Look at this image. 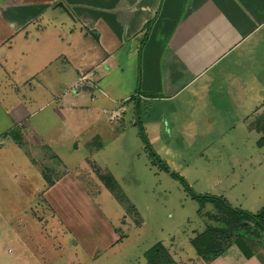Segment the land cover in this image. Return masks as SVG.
Wrapping results in <instances>:
<instances>
[{"label":"rangeland","instance_id":"obj_1","mask_svg":"<svg viewBox=\"0 0 264 264\" xmlns=\"http://www.w3.org/2000/svg\"><path fill=\"white\" fill-rule=\"evenodd\" d=\"M133 65L128 62L115 80H101L100 88L116 81L133 93L138 87ZM92 102L94 107L117 105L98 92L87 98V107ZM263 102L250 99L235 114L203 115V130L189 123L196 114H155L163 108L156 103H141L131 113L127 108L116 125L94 111L79 115L73 137L66 110L55 118L43 112L40 120L51 129L40 136L45 143L2 154L0 264H149L147 255L155 263L169 257L172 264H196V257L207 262L213 245L219 256L239 251L237 240L256 251L264 233L254 223L193 195L223 199L264 222V147H257L261 123L251 129L262 116L252 114L255 103ZM15 166L29 183L6 192L2 180ZM93 166L115 180L116 190L104 187ZM68 176L73 181L62 182ZM47 181L61 182L50 195L51 205L43 200ZM205 232L212 233L207 239L213 245L201 248L200 255L193 243L205 242Z\"/></svg>","mask_w":264,"mask_h":264},{"label":"crops","instance_id":"obj_2","mask_svg":"<svg viewBox=\"0 0 264 264\" xmlns=\"http://www.w3.org/2000/svg\"><path fill=\"white\" fill-rule=\"evenodd\" d=\"M128 62L138 82L133 93L116 81L100 88ZM95 92L117 105L87 107ZM250 99L264 100V0H0V163L5 150L45 143L40 136L51 129L43 112L55 118L66 110L71 137L80 114L96 111L116 125L141 103L161 104L155 114L172 118L177 110L196 114L189 123L203 130V115L235 114ZM255 105L252 114L262 116L253 131L264 121V102ZM26 175L15 166L2 189L20 190ZM60 183L40 191L47 204ZM196 258L264 264V241L248 259L236 250Z\"/></svg>","mask_w":264,"mask_h":264},{"label":"trees","instance_id":"obj_3","mask_svg":"<svg viewBox=\"0 0 264 264\" xmlns=\"http://www.w3.org/2000/svg\"><path fill=\"white\" fill-rule=\"evenodd\" d=\"M151 26V25H150ZM147 28L146 34H145V38L148 35V31H149V27ZM144 44H142L143 46ZM140 55H141V51H139V56H138V67L140 70ZM140 74V72H139ZM264 122V121H263ZM257 147L261 148L264 147V123L261 124V137L259 138V140L257 141ZM94 169V173L97 177V179L104 185V187L109 190V191H114L116 190V183L115 180H113L109 175L107 174H103L101 172V169L98 167L93 166ZM48 179V178H47ZM53 185V182L47 181V186L50 187ZM193 198H197V199H201L203 201H211V203H215L216 205H219L222 209V211L224 210L225 214H229L239 220H245L248 222H252L254 223V225L261 231L264 233V222H261L260 220V215H255V214H250L241 210H237L234 209L233 207H231L225 200L217 198V197H211L208 195L205 196H201V195H193ZM212 233L209 232H205L204 236L206 241L205 242H200L199 244L195 241L193 243V247L194 249L197 251L198 254H202L204 249H207V246L209 245V247L211 245H213L212 242L209 243L210 240L207 239L208 235H211ZM236 247L239 249V251L241 252V254L245 257V258H250L251 256H253L254 254V248L251 245H248L247 243H243L242 240H237L235 242ZM201 250V248H203ZM212 247V246H211ZM219 249L218 245H213V250H212V254L211 257L209 259H206L207 262L211 261L214 257L219 256L220 251L217 250ZM147 258V262H149V264H172V261L170 260V258L168 257L167 261H164V259H160L157 263L154 262V260L152 258H150L148 255L146 256ZM162 261H164V263H162Z\"/></svg>","mask_w":264,"mask_h":264}]
</instances>
